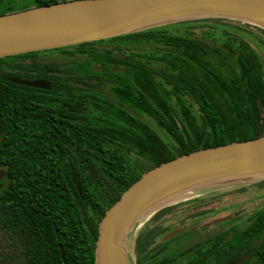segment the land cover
I'll use <instances>...</instances> for the list:
<instances>
[{
    "label": "trees",
    "instance_id": "1",
    "mask_svg": "<svg viewBox=\"0 0 264 264\" xmlns=\"http://www.w3.org/2000/svg\"><path fill=\"white\" fill-rule=\"evenodd\" d=\"M60 1L66 0H0V15ZM260 49L264 29L201 18L0 58V72L8 76L50 82L44 90L0 76V168L8 176L0 182L6 241L0 264H95L100 220L144 172L195 150L263 135ZM93 77L113 82L111 97L89 92L84 79ZM187 99L196 104L198 118ZM143 114L175 144H167ZM127 152L140 160L132 163ZM251 186L263 187L264 179L186 201L220 199ZM176 205L158 209L141 224L133 237L134 264H227L244 255L243 264H264V207L243 228L233 226L159 258L167 245L150 248L160 228L149 226Z\"/></svg>",
    "mask_w": 264,
    "mask_h": 264
},
{
    "label": "water",
    "instance_id": "2",
    "mask_svg": "<svg viewBox=\"0 0 264 264\" xmlns=\"http://www.w3.org/2000/svg\"><path fill=\"white\" fill-rule=\"evenodd\" d=\"M201 18L237 20L264 29V0H66L30 7L0 15V58ZM10 81L30 88H50V82L43 79L11 77ZM261 179L264 134L195 150L147 170L100 220L95 264H134L133 237L138 233L134 225L147 214L139 225L141 229V224L164 204L186 201L209 192H202L203 189L229 181L247 183ZM246 257L227 264H241Z\"/></svg>",
    "mask_w": 264,
    "mask_h": 264
},
{
    "label": "rangeland",
    "instance_id": "3",
    "mask_svg": "<svg viewBox=\"0 0 264 264\" xmlns=\"http://www.w3.org/2000/svg\"><path fill=\"white\" fill-rule=\"evenodd\" d=\"M260 51L264 55V52L261 49ZM47 55L49 57H56L57 54L53 53ZM83 60L84 58L81 57L73 58L71 61H68V63L71 64L73 62ZM84 80L92 87V90L89 92L99 93L101 94L100 96L103 97H111L109 86L112 85L113 82L102 80L100 77H93L90 80ZM103 85H105V87ZM186 103L191 107L192 112L198 118L196 104L189 99L186 100ZM140 117L146 121L167 144H175L171 136L161 129L153 118L147 114H143ZM127 153L132 163L140 160L135 153ZM237 183L240 184L241 181L233 180L221 185L211 186L203 189L202 192L212 191L218 187L232 184L234 185ZM210 198V196L206 197L203 199V202H200L199 200L176 201L177 203L175 204H177V207L171 213L159 220L156 224L149 226L150 228H160V232L155 237L153 243L150 245V248H158L164 244L167 245V248L161 254H158L159 258L174 256L197 242L206 243L208 240L215 238L217 235L222 234L226 230H230L233 226L241 228L245 227L250 222L253 214L264 207V186L261 188L258 186H251L248 187L244 193L231 194L220 199L210 200ZM168 204H164L159 208L168 206ZM201 211H206V213L195 217L194 214ZM146 215L137 219L134 225L136 232H140L139 225L144 218H146ZM189 233L190 235H188ZM5 247L6 241L4 239V235L0 231V254L5 252ZM247 258L248 256L243 262H246ZM134 259H136V255L132 258L133 263ZM243 262L241 264H243ZM244 264H249V262Z\"/></svg>",
    "mask_w": 264,
    "mask_h": 264
},
{
    "label": "flooded vegetation",
    "instance_id": "4",
    "mask_svg": "<svg viewBox=\"0 0 264 264\" xmlns=\"http://www.w3.org/2000/svg\"><path fill=\"white\" fill-rule=\"evenodd\" d=\"M0 76H2L3 78H5V81H9V82H11L10 81V78L11 77H18V76H8L7 74L2 73V72H0ZM19 78H21V77H19ZM22 79H24V78H22ZM25 80H29V79H25ZM31 80H34V79H31ZM2 138H3V134H2V132L0 130V141L2 140ZM7 177L8 176H7V173H6L5 169L0 168V182H3L4 180H8Z\"/></svg>",
    "mask_w": 264,
    "mask_h": 264
}]
</instances>
